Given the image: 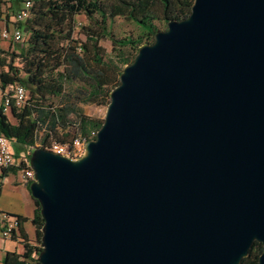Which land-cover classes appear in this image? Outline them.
<instances>
[{
    "label": "water",
    "instance_id": "95a60500",
    "mask_svg": "<svg viewBox=\"0 0 264 264\" xmlns=\"http://www.w3.org/2000/svg\"><path fill=\"white\" fill-rule=\"evenodd\" d=\"M40 264H264V0H193L137 48L82 153L33 146Z\"/></svg>",
    "mask_w": 264,
    "mask_h": 264
},
{
    "label": "trees",
    "instance_id": "16d2710c",
    "mask_svg": "<svg viewBox=\"0 0 264 264\" xmlns=\"http://www.w3.org/2000/svg\"><path fill=\"white\" fill-rule=\"evenodd\" d=\"M12 1L16 7H11ZM24 1L9 0L12 12L5 14V18L23 8ZM192 2L29 0L27 14L13 22L22 31L23 40L13 42L16 47L10 51L0 47V92L13 83L22 84L26 90L25 99L20 105L9 101V108L4 109L0 99V134L16 144L11 149L13 155L28 157L33 146L49 147L53 142L64 144L75 136L84 140L93 137L91 131H96L103 118L85 113L81 104H107L110 90L118 83L119 63L130 62L134 55L128 60V52L124 48L139 43L143 35L148 34L151 41L158 30L155 20L166 23L169 19H180L189 13ZM79 12L95 22L94 26H85L83 40L72 36L74 15ZM115 15L130 19L140 27L141 32L135 39L131 36H111L108 24ZM104 35L111 36L117 46L115 58L107 55L98 43ZM25 146L28 149L21 153ZM22 167V161L0 167V188L4 176L17 173ZM29 182H25L27 190ZM31 198L34 205L29 217L34 228L31 241L24 229L27 216L0 211V214L14 218L16 224L9 234L17 237L23 246L21 252L6 250L2 264H40L36 254L41 248L42 217L36 199ZM260 249V243L253 241L239 264H256Z\"/></svg>",
    "mask_w": 264,
    "mask_h": 264
},
{
    "label": "built area",
    "instance_id": "2783aa9c",
    "mask_svg": "<svg viewBox=\"0 0 264 264\" xmlns=\"http://www.w3.org/2000/svg\"><path fill=\"white\" fill-rule=\"evenodd\" d=\"M28 4L29 0H25L23 8L13 12L9 16L10 21L15 22L24 18L27 14ZM0 38L9 39L11 42H19L23 40V34L20 28L15 25H11V27L4 25L0 29ZM25 96V87L20 83H13L0 92V99L4 105V109L9 108V101H12L16 106L20 105L24 101ZM91 134L95 135V131L92 130ZM84 142L85 140L83 138L75 136L67 143L60 144L53 142L49 147L44 148L74 158L82 153ZM19 161L23 162V167L17 171L18 179L25 183L33 178V170L28 164L27 157L23 154L19 157H15L10 147V140L5 135L0 134V167H7L16 164ZM0 217L1 233L7 236L9 235L11 228L15 226V220L13 217L5 215V213H1Z\"/></svg>",
    "mask_w": 264,
    "mask_h": 264
},
{
    "label": "rangeland",
    "instance_id": "374dc122",
    "mask_svg": "<svg viewBox=\"0 0 264 264\" xmlns=\"http://www.w3.org/2000/svg\"><path fill=\"white\" fill-rule=\"evenodd\" d=\"M0 10L2 11L0 27L3 26V23H5L8 27H11V25H13L14 23L10 21L9 16H6L5 18V14H10L12 12V8H10L9 0H0ZM96 17L98 16L96 15ZM74 19H75V25L72 30V36L77 38L78 40H83L85 37V31H86L85 26L86 25L94 26L95 22L93 20H89L87 16L82 12L76 13L74 15ZM155 24L158 27V29H164L166 27V23L162 22L161 20H155ZM108 29L111 33V36H114L117 38L124 37V36H131L133 39H135V37L141 32L140 27L134 21L127 19L121 15H115L114 17L110 19L109 24H108ZM111 36L109 35L101 36L98 40V43L103 47V50L107 55L115 58V51L117 49V46L115 42H112ZM145 42H150V37L148 34L143 35L140 39V42L133 45V47L124 48L128 52L126 54L128 60L132 57L133 54H135L139 45ZM0 47L2 49L10 51L11 49H15L16 45L15 43L11 42L9 39L0 38ZM123 65L124 64L119 63L118 67L121 69ZM81 106L85 113L91 114L97 117H102V118L104 116L105 109H106V104L104 103L103 104L82 103ZM7 114L9 118L13 120L9 111H7ZM15 146L16 144L14 142L10 143L11 149ZM22 149H24L25 151L28 148L25 146ZM3 181L5 184L10 185L9 178L5 177ZM31 214H32L31 211H29L28 216L30 217ZM29 217L27 220H25L24 225L26 229L28 230V232H32L31 231L32 224L29 220Z\"/></svg>",
    "mask_w": 264,
    "mask_h": 264
},
{
    "label": "crops",
    "instance_id": "0c3cea01",
    "mask_svg": "<svg viewBox=\"0 0 264 264\" xmlns=\"http://www.w3.org/2000/svg\"><path fill=\"white\" fill-rule=\"evenodd\" d=\"M10 4L11 7H16L14 1H12V3L10 2ZM21 153H24V149H22ZM5 177L9 178L10 185L4 183L3 179ZM33 206V200L25 186V183L19 181L17 173H9L2 178V185L0 188V211L28 216L29 211L32 213ZM24 229L31 241L34 238L33 226L31 230L32 232H28L25 225ZM6 250L21 252L23 250V246L17 237H11L10 234L7 236L3 235L1 233L0 224V264H2L1 259Z\"/></svg>",
    "mask_w": 264,
    "mask_h": 264
}]
</instances>
